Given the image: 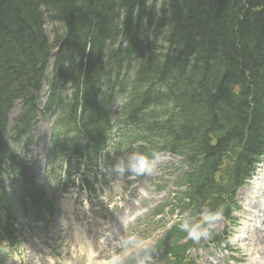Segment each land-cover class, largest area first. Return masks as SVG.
<instances>
[{"label":"trees","instance_id":"1","mask_svg":"<svg viewBox=\"0 0 264 264\" xmlns=\"http://www.w3.org/2000/svg\"><path fill=\"white\" fill-rule=\"evenodd\" d=\"M116 95L126 118H173L208 164L231 146L252 157L264 144V0H0V172L16 160L5 135L16 100L14 135L58 112L83 147L104 141Z\"/></svg>","mask_w":264,"mask_h":264},{"label":"rangeland","instance_id":"2","mask_svg":"<svg viewBox=\"0 0 264 264\" xmlns=\"http://www.w3.org/2000/svg\"><path fill=\"white\" fill-rule=\"evenodd\" d=\"M50 29H51V27H50V25H48L47 26V34L49 36L51 35ZM41 103H42V96L40 95L39 100H38L39 106L41 105ZM18 107L19 106H17L15 103L13 108L9 111L8 125H10V120L17 115ZM50 130H51V120H45V119L39 118V123H38L37 129H36L35 137L44 133V140H41L39 143L35 144L34 146L32 145L31 149H30V154H31L32 160L34 161V162H32V164L36 169H38L43 162L42 155L44 154V152L42 153V151H43V149L45 150V147L47 145ZM164 160H165L164 157L156 159L157 164L154 165V169H153L152 174L151 175H145V176H139L138 181L137 182L135 181L134 185L132 186V187H134V189L131 192V194H136V195H139L140 197H142V195L139 194V192H141L144 195L150 196V199H148L147 202L141 204L143 206H146L144 209L141 208L142 206L139 209H134V208H131V206L129 204L124 203L125 208L123 210L111 209L110 213H109L108 210H105L104 205L100 201L98 206H97V207H100V210L95 211V212H97V215H105V216H107V218H109V217L113 218V221L117 225L122 224L121 229H123V223H121V222H124L126 220V218H137L136 220L140 219V222L136 226H137V228L142 229L143 224H145L146 220L150 216L151 210L155 206H157L158 204L161 203L162 199L164 198V193L168 192V190H171V183L169 181H168V183L164 189L165 192L158 191L155 189L157 186H160L162 184L164 179L170 180L168 178V176H166L163 180L157 179V181H155V182H153V180L151 179V177L157 173L156 168H157L158 164ZM36 172H37V170H36ZM105 177H106V186L104 187L102 193L100 194V197L102 196V198H104L107 201V206L110 207L113 205V202L111 200L115 198L116 193H120V191L125 187V184L123 183L124 182L123 180H120V179L118 180L116 177H112V175H110L108 173L105 174ZM36 178H37V176H36ZM38 178H37L38 180H41L40 176H38ZM153 183H154V187L152 186ZM4 185L6 187L8 186V184H6V182H4ZM137 189L139 191H137ZM76 194L77 193L75 191H73L68 196H66L64 198H62L60 195L58 198V203H59V201L62 200L63 206L69 208V210H70L69 214L73 213V215H78V214H83L84 211H85L84 214H88V212H87L88 205L86 204V202L83 205H80L84 211L83 210L76 211L74 209H73V211L71 210L72 203H78V201L81 200V197L80 196L76 197ZM241 194L245 195V193H241ZM241 194H238V196H240ZM136 198L138 199V197H136ZM239 202H241L240 199H239ZM240 204L242 205V207H244L243 206L244 203L241 202ZM60 205H61V202H60ZM61 207H62V205H61ZM105 211H107V213ZM166 218H173V217L167 216ZM83 219L84 218H75L74 220L77 222V226L79 227V229H83L85 231L86 235L88 234L89 237H92V238H93V236L95 237L96 234L94 232L100 231L102 222L99 224L94 223V222H89V223L85 222L84 223ZM131 224L132 223H129L128 228L125 229V231L132 232V229H134V228L131 227L132 226ZM160 224H161V222H160ZM219 226H220V221L217 223L215 230L218 229ZM155 227H156V224L148 226L147 229H148V231L150 230V232H149V237H147V238H149L151 240L153 239V237L155 235V232H154ZM121 232H123V231L121 230ZM259 233L260 232H258V234ZM24 238H25V240H27V242L23 245V247L21 249V254H19V258L21 256L25 255L26 253H28V251L31 250L30 247L33 245L32 241H31L32 238L27 233L24 234ZM58 238H59V236L54 238V240H56ZM254 239H255V236H254ZM259 242H262V238H259ZM247 248H248L247 252L252 254L251 251H252L253 247L251 245L250 246L248 245ZM241 253L242 252L239 251V252H237V255H240ZM229 254L230 253H227V255H226L225 253L220 252V250L214 249L211 247L207 250L200 251L201 258L198 260V264H222V261H223L222 258L223 257H224V259L230 258L231 255H229ZM207 257H210V258H207ZM247 258L251 259L252 256L247 257ZM44 259H45V264H46V258H44ZM49 259L51 260V257H49ZM14 260H15V262H17L16 261L17 257ZM61 261H62V264H64V262H65L64 256H62ZM229 261L231 262L230 264H240L237 262H232L231 259ZM224 264H229V263L227 262V260H224Z\"/></svg>","mask_w":264,"mask_h":264},{"label":"clouds","instance_id":"3","mask_svg":"<svg viewBox=\"0 0 264 264\" xmlns=\"http://www.w3.org/2000/svg\"><path fill=\"white\" fill-rule=\"evenodd\" d=\"M132 151L123 156L116 157L115 161L105 168V172L119 177L151 175L154 169V160L159 159L156 153L150 155L139 150V145H132ZM224 216V206L216 208L201 206L194 214L192 211H184L177 214L174 224L181 232L186 233L188 239L195 243L207 241L217 223ZM111 238L112 251L105 256L101 264H129L131 256L134 264H151L156 252L155 243L142 237L136 232H122L115 237L108 233Z\"/></svg>","mask_w":264,"mask_h":264},{"label":"bare ground","instance_id":"4","mask_svg":"<svg viewBox=\"0 0 264 264\" xmlns=\"http://www.w3.org/2000/svg\"><path fill=\"white\" fill-rule=\"evenodd\" d=\"M260 176H261V174L260 173H258L257 175H256V177H254L252 180H251V182H250V186H251V188H250V191L252 192L253 190H255L254 189V187H256L257 186V184H258V179L260 178ZM260 200L261 201H264V198H262V194L260 195ZM261 203H263V202H261ZM253 208H255V207H253ZM259 215V214H258Z\"/></svg>","mask_w":264,"mask_h":264}]
</instances>
